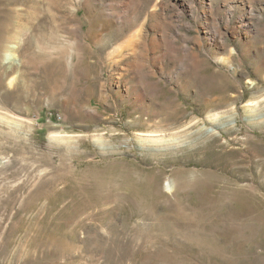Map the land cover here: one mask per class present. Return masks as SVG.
<instances>
[{"label": "rangeland", "instance_id": "374dc122", "mask_svg": "<svg viewBox=\"0 0 264 264\" xmlns=\"http://www.w3.org/2000/svg\"><path fill=\"white\" fill-rule=\"evenodd\" d=\"M5 26L0 264H264V0H0Z\"/></svg>", "mask_w": 264, "mask_h": 264}, {"label": "bare ground", "instance_id": "6f19581e", "mask_svg": "<svg viewBox=\"0 0 264 264\" xmlns=\"http://www.w3.org/2000/svg\"><path fill=\"white\" fill-rule=\"evenodd\" d=\"M10 23H11V21H10ZM9 23V24H10ZM10 26H5L4 28H3V30L0 32V55H1V53H3L2 54V57L4 58V59H9L10 57V55H8L6 52H5V49H6V47L3 45V43H5L6 41L8 42V41H10V40H15L16 39V37H17V35H18V33L20 32L18 29H16L17 31H15L14 30V32L12 33V35H11V33L9 34V32H10V28H9ZM22 30V29H21ZM8 35H9V38H8ZM17 99L18 98H15L14 99V101H16L17 102ZM19 101V100H18Z\"/></svg>", "mask_w": 264, "mask_h": 264}]
</instances>
